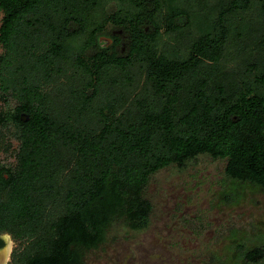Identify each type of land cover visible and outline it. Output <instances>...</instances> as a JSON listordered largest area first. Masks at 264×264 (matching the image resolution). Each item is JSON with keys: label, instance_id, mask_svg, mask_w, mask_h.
<instances>
[{"label": "trees", "instance_id": "trees-1", "mask_svg": "<svg viewBox=\"0 0 264 264\" xmlns=\"http://www.w3.org/2000/svg\"><path fill=\"white\" fill-rule=\"evenodd\" d=\"M188 1L160 20L163 0H123L129 11H113L105 29L106 0H0L1 92L19 100L2 117L20 141L0 230L33 238L14 253L19 264H88L115 225L147 229L151 177L200 155L264 189V0ZM196 21L210 29L194 37ZM163 28L188 39L185 54L158 49ZM80 35L75 53L69 40ZM234 42L253 60L239 72L211 68ZM244 259L261 262L264 247Z\"/></svg>", "mask_w": 264, "mask_h": 264}, {"label": "rangeland", "instance_id": "rangeland-1", "mask_svg": "<svg viewBox=\"0 0 264 264\" xmlns=\"http://www.w3.org/2000/svg\"><path fill=\"white\" fill-rule=\"evenodd\" d=\"M122 1L104 2L107 7L98 12V19L106 24L105 29L113 25V11L128 7L122 5ZM188 5V0H163L160 20L165 19L171 10ZM128 11L125 9L119 14ZM3 16L4 12L0 10V26ZM180 19L185 20L184 17ZM204 26L210 29L209 24L196 21L188 30L195 37L207 30ZM39 34L36 32L32 40L36 44L35 50L43 52L48 45L47 36L45 32ZM160 35L159 50L185 54L188 39L181 40L178 34L164 28ZM83 42L82 35L69 40L75 53L81 50ZM238 47H241L239 42L230 43L219 63L209 62L211 68L239 72L242 64L253 60L254 53L247 48L238 51ZM4 52L0 41V56ZM11 55L15 64L16 50ZM18 103L11 91L1 92L0 84V118L4 123L2 116ZM21 118L28 120L29 115L24 113ZM4 125H0V167L8 172L18 165L20 141L15 126ZM226 164V159H214L204 154L185 168L170 165L158 170L145 191L153 204L149 227L136 231L121 224L115 225L100 247L86 252L88 264H247L244 253L264 247V189L230 178L225 171ZM32 240L13 236L9 264H19L14 260V253L30 249ZM253 264H264V259Z\"/></svg>", "mask_w": 264, "mask_h": 264}, {"label": "flooded vegetation", "instance_id": "flooded-vegetation-1", "mask_svg": "<svg viewBox=\"0 0 264 264\" xmlns=\"http://www.w3.org/2000/svg\"><path fill=\"white\" fill-rule=\"evenodd\" d=\"M22 116V115H21ZM4 124L2 118H0V125ZM5 126V125H4ZM0 132V136H1ZM9 179V173L6 171V169L0 167V200H2L5 197V193L7 191V185L4 181H7ZM3 233H8L11 236V240L13 239L12 234L7 230H0V235ZM7 242L0 238V264H9V261H11V251H5Z\"/></svg>", "mask_w": 264, "mask_h": 264}, {"label": "clouds", "instance_id": "clouds-1", "mask_svg": "<svg viewBox=\"0 0 264 264\" xmlns=\"http://www.w3.org/2000/svg\"><path fill=\"white\" fill-rule=\"evenodd\" d=\"M0 238L4 239L7 242L5 251H10L12 247V240L10 234L3 233L2 235H0Z\"/></svg>", "mask_w": 264, "mask_h": 264}]
</instances>
